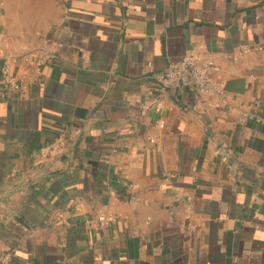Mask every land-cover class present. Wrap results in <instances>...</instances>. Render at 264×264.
I'll list each match as a JSON object with an SVG mask.
<instances>
[{"label": "crops", "instance_id": "0c3cea01", "mask_svg": "<svg viewBox=\"0 0 264 264\" xmlns=\"http://www.w3.org/2000/svg\"><path fill=\"white\" fill-rule=\"evenodd\" d=\"M185 56L218 63L222 98L160 91ZM6 63L0 168L88 120L75 171L0 229V264H264V0H0Z\"/></svg>", "mask_w": 264, "mask_h": 264}, {"label": "water", "instance_id": "95a60500", "mask_svg": "<svg viewBox=\"0 0 264 264\" xmlns=\"http://www.w3.org/2000/svg\"><path fill=\"white\" fill-rule=\"evenodd\" d=\"M87 120H84L83 129L61 141L47 155L21 165L6 164L0 168V229L18 214L22 201L38 192L46 181L75 171Z\"/></svg>", "mask_w": 264, "mask_h": 264}, {"label": "built area", "instance_id": "2783aa9c", "mask_svg": "<svg viewBox=\"0 0 264 264\" xmlns=\"http://www.w3.org/2000/svg\"><path fill=\"white\" fill-rule=\"evenodd\" d=\"M218 72L219 65L213 58L201 60L194 56H185L169 61L164 71L156 76V81L162 92L188 87L202 95L220 99L224 91L216 81ZM0 81L9 92H14L19 87L18 80L7 63L1 68ZM150 106L155 113L160 111V105L156 100ZM145 108L146 106H143L141 111L143 112ZM257 121L263 122L259 118ZM116 218L115 213L106 210L96 214L93 219L86 218L85 222L89 227L96 228L108 225ZM1 261L4 264H9V254L1 256Z\"/></svg>", "mask_w": 264, "mask_h": 264}]
</instances>
